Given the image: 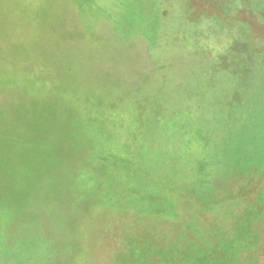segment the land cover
Masks as SVG:
<instances>
[{
  "label": "rangeland",
  "instance_id": "obj_1",
  "mask_svg": "<svg viewBox=\"0 0 264 264\" xmlns=\"http://www.w3.org/2000/svg\"><path fill=\"white\" fill-rule=\"evenodd\" d=\"M206 261L264 264V0H0V264Z\"/></svg>",
  "mask_w": 264,
  "mask_h": 264
},
{
  "label": "trees",
  "instance_id": "obj_2",
  "mask_svg": "<svg viewBox=\"0 0 264 264\" xmlns=\"http://www.w3.org/2000/svg\"><path fill=\"white\" fill-rule=\"evenodd\" d=\"M13 12H14V10H13ZM247 208V211H249V208L248 207H246ZM241 218H244V216H241ZM249 219V217H247L246 218V220H248ZM249 226V225H248ZM249 227H251V224H250V226ZM220 248V245L219 244H217V245H215L214 247H212V249L214 250V251H216L217 249H219ZM212 262L211 261H206V263H201V264H211Z\"/></svg>",
  "mask_w": 264,
  "mask_h": 264
}]
</instances>
